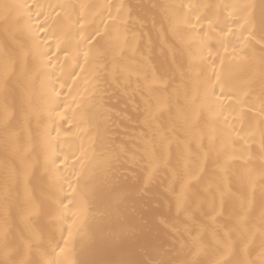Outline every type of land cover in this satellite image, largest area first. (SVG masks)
I'll return each mask as SVG.
<instances>
[{
	"label": "snow or ice",
	"instance_id": "snow-or-ice-1",
	"mask_svg": "<svg viewBox=\"0 0 264 264\" xmlns=\"http://www.w3.org/2000/svg\"><path fill=\"white\" fill-rule=\"evenodd\" d=\"M0 264H264V0H0Z\"/></svg>",
	"mask_w": 264,
	"mask_h": 264
},
{
	"label": "bare ground",
	"instance_id": "bare-ground-1",
	"mask_svg": "<svg viewBox=\"0 0 264 264\" xmlns=\"http://www.w3.org/2000/svg\"><path fill=\"white\" fill-rule=\"evenodd\" d=\"M41 2H45L47 3L48 0H41ZM52 2H55V0H52ZM96 2H103V0H96ZM209 2H218V0H209ZM227 2H230V0H227ZM248 2H256V0H248ZM70 69H66V71H69ZM76 71L78 72L79 69H76ZM69 83H71V80H69ZM65 92L67 91V89L64 90ZM123 125L121 126V129H123Z\"/></svg>",
	"mask_w": 264,
	"mask_h": 264
}]
</instances>
